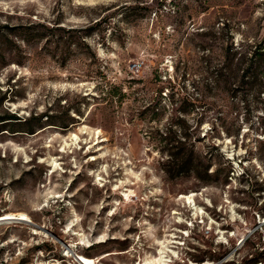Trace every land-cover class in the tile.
<instances>
[{"label":"rangeland","instance_id":"rangeland-1","mask_svg":"<svg viewBox=\"0 0 264 264\" xmlns=\"http://www.w3.org/2000/svg\"><path fill=\"white\" fill-rule=\"evenodd\" d=\"M259 44L264 0H0V264H264Z\"/></svg>","mask_w":264,"mask_h":264},{"label":"trees","instance_id":"trees-1","mask_svg":"<svg viewBox=\"0 0 264 264\" xmlns=\"http://www.w3.org/2000/svg\"><path fill=\"white\" fill-rule=\"evenodd\" d=\"M252 48H254L252 50ZM246 66L242 69V75L245 77L247 75L256 76L258 73V70L262 67V64L264 65V46L261 44L256 45L254 47H251L249 49V53L246 56ZM244 62V64H245ZM238 65H235V69ZM262 74L264 75V69H262ZM6 120H9L10 122L8 124H31L33 122H37L39 118L37 117H29L27 119H23L21 117H16L15 115H9ZM38 124V123H37ZM29 132H31V129H28ZM32 134V133H29ZM179 155V161L176 163L177 165V173H186L190 170H193V168H196V166L199 163H195V160L193 158V152L185 150L184 152L181 151ZM204 173L207 174V167H204ZM261 259V258H260ZM259 258L253 260V261H261Z\"/></svg>","mask_w":264,"mask_h":264},{"label":"bare ground","instance_id":"bare-ground-1","mask_svg":"<svg viewBox=\"0 0 264 264\" xmlns=\"http://www.w3.org/2000/svg\"><path fill=\"white\" fill-rule=\"evenodd\" d=\"M83 132V131H82ZM99 132V131H98ZM99 134V133H97ZM69 140L74 143V142H77L78 141V136L77 135H73L71 134L70 137H69ZM65 148L67 146H70L68 142L65 143ZM63 146V147H64ZM72 146V145H71ZM65 148H63V151L65 150ZM57 167H58V164L56 162L55 159H53L51 161V168H52V174H54L55 172H57ZM195 197V194L191 195V196H181L180 199L182 200H185V204L188 205L189 207L192 206L193 208V211L195 212V214H199V208L197 209L195 204H194V198ZM125 198L128 199L129 201V194H125ZM16 222V223H23V224H26L29 222V219L28 217L23 214V213H17V214H14V213H10V214H5L3 216L0 217V224L2 222ZM34 234H38V232L36 230H34ZM164 249H161L159 251V258L158 259H146L144 261V264H167V260L164 256ZM107 255H101L99 256L97 259H93V258H89V257H86L82 254H79V253H75L73 254L70 250H68L66 252V254L64 255L65 258H74L76 260V262L78 264H96L99 260H103V258H105ZM59 264V263H57ZM194 264V263H193ZM202 264H208V263H202Z\"/></svg>","mask_w":264,"mask_h":264}]
</instances>
